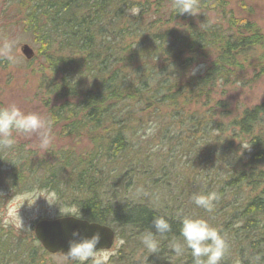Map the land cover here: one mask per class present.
Wrapping results in <instances>:
<instances>
[{
  "label": "trees",
  "instance_id": "trees-1",
  "mask_svg": "<svg viewBox=\"0 0 264 264\" xmlns=\"http://www.w3.org/2000/svg\"><path fill=\"white\" fill-rule=\"evenodd\" d=\"M5 1L38 44L29 63L42 59L36 96L52 126L89 146L39 155L14 133V149L0 150V182L14 191L52 189L80 217L115 226L126 244L108 264H194L190 250L178 257L170 247L183 241L186 216L109 196L103 173L107 162L129 158L132 134L166 124L172 142L183 140L199 162L195 194H214L210 212L191 201L194 215L228 242L221 264H264V99L236 115L228 99L229 88L264 77L261 26L227 0H198L196 15L176 13L174 0ZM200 64L204 71L193 75ZM157 217L171 232L156 235L159 250L150 254L141 236L155 232ZM48 253L35 235L0 219V264H44Z\"/></svg>",
  "mask_w": 264,
  "mask_h": 264
},
{
  "label": "rangeland",
  "instance_id": "rangeland-1",
  "mask_svg": "<svg viewBox=\"0 0 264 264\" xmlns=\"http://www.w3.org/2000/svg\"><path fill=\"white\" fill-rule=\"evenodd\" d=\"M227 1L229 8L233 9L236 15H247L253 18L264 31V0ZM15 13H17L15 6L0 0V45L5 38L19 40L15 64H9L7 60L0 57V102L5 106L16 104L25 113L34 112L50 121L49 115L46 114L36 96L42 59L29 63V59L21 50L23 44H29L36 54L38 44L32 35L17 24ZM195 69H197L195 73H202L205 64H200ZM228 99L233 115L241 112L246 106L263 100L264 77L252 85L229 88ZM165 125H158L156 122L148 123L135 135L132 134V150L128 153V159L119 157L115 162L105 164L103 173L109 183L108 195L112 196L116 193L115 196L123 199H141L160 207L167 206L186 217L197 218L199 215H194L191 197L197 192L195 179L199 176L197 169L199 162L191 150L182 146L183 140L179 143L172 142L170 131L164 130ZM52 131L53 143L47 150L39 147V139L35 134L30 136L17 134V140L26 141L28 146L38 150L39 155H47L52 147L59 149L62 146H75L78 150L84 151L89 146L86 140L78 141V139L62 137L59 134V127L52 126ZM142 146L144 148L140 151ZM140 153L143 154L144 160H148L147 163L139 162L137 154ZM1 168L6 169L7 166ZM64 215L80 217L77 208L64 204L52 189L35 187L24 191H14L9 188L4 179L0 182V219L5 227L14 229L17 234L22 232L34 235V225L37 221ZM19 217L22 220V226ZM111 227L116 231L113 246L110 249L98 250L108 252L110 257L117 254L126 244V241L118 236L119 230L115 226ZM43 258L44 264H75L62 253H48Z\"/></svg>",
  "mask_w": 264,
  "mask_h": 264
},
{
  "label": "clouds",
  "instance_id": "clouds-1",
  "mask_svg": "<svg viewBox=\"0 0 264 264\" xmlns=\"http://www.w3.org/2000/svg\"><path fill=\"white\" fill-rule=\"evenodd\" d=\"M173 8L179 14L196 15L199 11V4L198 0H174ZM18 47V39L5 38L3 44L0 45V57L7 60L9 64H15L17 62ZM196 71L197 69L194 68L192 74L194 75ZM14 133L29 136L35 134L39 139V147L44 150L52 145L54 139L51 121L40 114L25 113L16 104L0 107V150L14 149L17 143ZM214 199V194H194L192 196L196 206L209 212L213 208ZM64 216L83 219L74 215ZM88 223L89 225L92 224L90 221ZM153 228L155 232L148 231L141 236V243L150 254H155L159 250V241L156 235L171 232L170 223L163 217L154 218ZM71 235L72 238L68 242L67 253L64 254L68 259L74 261L75 264H88V262H91V264H108L110 254L98 251L100 248L97 246L101 241L99 231H95L91 235H85L79 230H74ZM180 236L183 241L174 240L170 242V247L178 257L182 256L185 250H190L194 264H221L229 248L227 240L219 230L202 218L184 217Z\"/></svg>",
  "mask_w": 264,
  "mask_h": 264
},
{
  "label": "water",
  "instance_id": "water-1",
  "mask_svg": "<svg viewBox=\"0 0 264 264\" xmlns=\"http://www.w3.org/2000/svg\"><path fill=\"white\" fill-rule=\"evenodd\" d=\"M21 50L27 59L31 60L34 58L35 51L29 44H23ZM77 217L80 218L79 216ZM88 221L90 220L86 218L81 220L72 216L41 219L34 225V235L44 250L52 254L62 253L64 255L67 253L68 242L72 238L71 234L74 230H79L85 235H91L93 232L99 231L101 233V241L97 246L100 248L98 250L110 249L116 239L115 229L110 225L96 221H90L92 224L89 225Z\"/></svg>",
  "mask_w": 264,
  "mask_h": 264
}]
</instances>
